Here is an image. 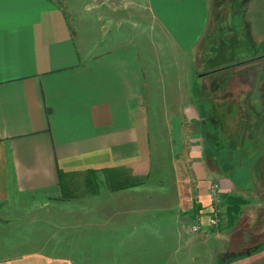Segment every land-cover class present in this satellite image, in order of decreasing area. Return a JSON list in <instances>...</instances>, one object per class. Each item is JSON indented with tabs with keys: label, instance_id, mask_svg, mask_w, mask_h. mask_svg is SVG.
<instances>
[{
	"label": "crops",
	"instance_id": "0c3cea01",
	"mask_svg": "<svg viewBox=\"0 0 264 264\" xmlns=\"http://www.w3.org/2000/svg\"><path fill=\"white\" fill-rule=\"evenodd\" d=\"M84 7L98 36L71 24L78 18L67 0H0V206L58 205L80 219L84 241L83 229L103 245L108 264H264V252L255 255L263 234L243 233L239 206L244 191L264 182V149L255 148L264 145L256 111L264 109L254 101L264 99V65L246 55L217 62L199 78L204 91L193 90L192 75L196 104H184L190 50L208 39L207 0ZM211 99L220 108L213 119ZM156 144V168L166 164L160 185L150 179L159 172ZM160 145L170 147L165 158ZM213 184L221 211L208 227ZM93 248L55 254L16 243L0 264H98L83 260L103 256Z\"/></svg>",
	"mask_w": 264,
	"mask_h": 264
},
{
	"label": "rangeland",
	"instance_id": "374dc122",
	"mask_svg": "<svg viewBox=\"0 0 264 264\" xmlns=\"http://www.w3.org/2000/svg\"><path fill=\"white\" fill-rule=\"evenodd\" d=\"M67 1L72 5V11L77 13L78 18L74 21L69 19L71 20V24L73 25V22L75 24L76 20H78L89 35L93 34L94 36H98L97 33L91 32V17L93 11L89 7H84L86 0ZM207 2L210 7L206 33L208 39L206 38L207 41L204 42L198 50L194 52L190 50V70L188 73L190 75V97L186 98L184 97L185 95L183 96L184 104H186V99L190 100L191 105L194 103L196 104L195 98L192 95V75H195L196 86H199V89L196 87V89L193 88V90H196L197 93L199 91H204L205 87L203 88V84L199 78H202L204 70H211L217 62L228 65L230 61L237 60V58L246 55L244 56L245 59L252 61H254L253 59H258L256 61H260V63L264 65V0H207ZM121 21H123L122 18L117 19V22ZM87 25L88 27H86ZM123 26H125L122 29L123 32L129 29L127 25ZM162 68L164 71L170 69L175 70V67H169L165 64ZM262 72L261 74H264V71ZM255 74H257L256 71ZM182 85L185 86L183 90L184 94H187L189 84L187 82H182ZM197 99L200 100L196 96V100ZM170 100V97H164L162 98V104L164 105L165 102H167L169 105ZM211 100H213V102L210 106L212 107V115H210V118L213 119V116L219 114L220 108L218 99ZM254 101L260 109L263 104L264 109V99L259 97ZM161 111H163V108ZM256 111L258 116H264V113L259 115L260 111L258 109ZM190 112H193L190 116L191 119L192 117H197L193 109ZM160 115L162 116L163 114H159L158 116L160 117ZM164 116L165 114L163 117ZM167 116H169V114ZM170 116L172 115L170 114ZM261 119L264 121V117ZM229 120L230 123H233L230 117H228V121ZM208 123L210 124L205 126L206 131L212 127V123L210 121ZM232 135V132L227 130V136L230 138ZM162 139H164V134ZM261 144H256L255 148L264 149V145ZM155 147H158V144L152 147L153 171L156 173L157 169H159V172L156 176L153 174L150 179L160 181L161 172L165 170L166 164L164 160L161 159V163L156 168ZM160 147L159 156L165 158L167 156L166 152H169L170 147L161 145ZM262 162L264 163V159ZM161 181L163 182V179ZM161 181L158 185L162 184ZM98 184L99 188L103 187L101 181ZM243 193L245 197L243 196L244 199L240 200L241 204L239 203V206L242 205L244 211L242 220L245 221V227L243 226L244 229H242V231H244L243 233L249 232L254 237L262 236L263 234L261 240L257 242L260 244L264 240V182H260V185H255L254 189H248ZM69 205L73 207L74 204L69 203ZM78 220L80 219L74 215L66 216L64 213L60 212L58 205L50 206L49 203L45 205H43V203H24V199H20L2 205L0 206V255H11L12 247H14L16 243L23 245L26 250H40L53 252L55 254L72 253L68 250L71 248L73 251L74 248L77 249L76 251L86 249L90 254V250L94 247L93 252H99L103 256L93 258L87 257L83 260L88 259L98 264H108L103 245L100 246L98 243L90 242L89 230L86 233L84 229L82 231L85 240L88 238V241L86 242L82 239V234L78 225L80 221L78 222ZM75 222H77L76 225ZM262 252H264V249L255 255H259ZM229 258L232 257H228L227 259ZM262 258H264V254ZM73 260L80 263L79 258H74ZM114 260L116 264H120L123 259L117 258Z\"/></svg>",
	"mask_w": 264,
	"mask_h": 264
},
{
	"label": "built area",
	"instance_id": "2783aa9c",
	"mask_svg": "<svg viewBox=\"0 0 264 264\" xmlns=\"http://www.w3.org/2000/svg\"><path fill=\"white\" fill-rule=\"evenodd\" d=\"M210 192L212 195V199L214 201V215L212 217H209L208 219V227H215L218 225L219 222V205H220V198L218 197V190H217V185L213 184L210 187ZM200 225L195 224L192 226V231H198L200 230Z\"/></svg>",
	"mask_w": 264,
	"mask_h": 264
},
{
	"label": "trees",
	"instance_id": "16d2710c",
	"mask_svg": "<svg viewBox=\"0 0 264 264\" xmlns=\"http://www.w3.org/2000/svg\"><path fill=\"white\" fill-rule=\"evenodd\" d=\"M232 212H233V210H232ZM233 214V213H232ZM232 214L230 213V215L232 216ZM233 217V216H232ZM232 217H230V219H232Z\"/></svg>",
	"mask_w": 264,
	"mask_h": 264
}]
</instances>
